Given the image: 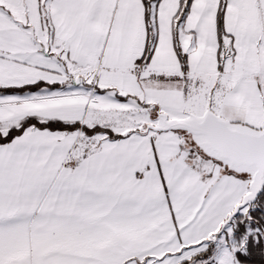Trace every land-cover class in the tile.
Returning a JSON list of instances; mask_svg holds the SVG:
<instances>
[{"label":"snow or ice","instance_id":"snow-or-ice-1","mask_svg":"<svg viewBox=\"0 0 264 264\" xmlns=\"http://www.w3.org/2000/svg\"><path fill=\"white\" fill-rule=\"evenodd\" d=\"M0 264H264V0H0Z\"/></svg>","mask_w":264,"mask_h":264}]
</instances>
